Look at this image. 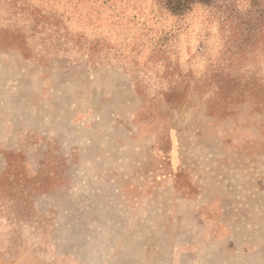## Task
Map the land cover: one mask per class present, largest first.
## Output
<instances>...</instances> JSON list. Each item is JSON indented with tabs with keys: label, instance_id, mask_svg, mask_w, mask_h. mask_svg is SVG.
<instances>
[{
	"label": "rangeland",
	"instance_id": "obj_1",
	"mask_svg": "<svg viewBox=\"0 0 264 264\" xmlns=\"http://www.w3.org/2000/svg\"><path fill=\"white\" fill-rule=\"evenodd\" d=\"M53 8L125 58L0 46V264H264V50L212 6Z\"/></svg>",
	"mask_w": 264,
	"mask_h": 264
},
{
	"label": "trees",
	"instance_id": "obj_2",
	"mask_svg": "<svg viewBox=\"0 0 264 264\" xmlns=\"http://www.w3.org/2000/svg\"><path fill=\"white\" fill-rule=\"evenodd\" d=\"M76 1L77 3L84 2V0ZM245 1L246 5L243 8L239 7V0H153V3L160 10L175 16L185 14L197 4L212 6L216 11L226 16V19L234 22L237 38L244 40L245 47L253 48L255 44H258L264 50V0ZM70 2L74 4V0H0V12H3L0 14V46L15 47L30 54L29 52L35 47L34 41L38 35L41 40L54 41L53 46L56 48H60L69 40L78 51L86 53L90 60L98 61L110 54L108 59H124L123 50L126 51L125 48H122V52H118L121 48H116L106 38L88 39L81 31L73 32L68 28L69 15L66 17V15L56 13L53 7L69 6ZM103 2H108V0H103ZM18 18L28 21V26L25 23L21 25ZM39 33L43 35L40 36ZM134 50L140 51L137 47L129 49L130 52ZM160 56L163 57L164 52L160 49L156 52L155 48H152L148 59L153 60V64L158 60L162 62ZM163 66H169V64L165 62ZM171 72L173 77L175 73L173 70ZM176 75V82L169 84L161 93L163 100L172 105L182 103L192 88L198 86L195 81L191 83L190 75L179 73ZM214 76L218 77L217 81L220 83L226 81L232 83L233 86L239 85L237 77L230 73L215 70L211 74L212 78Z\"/></svg>",
	"mask_w": 264,
	"mask_h": 264
}]
</instances>
